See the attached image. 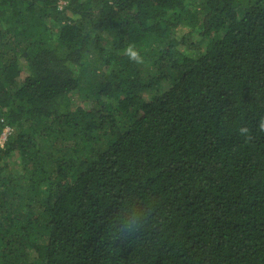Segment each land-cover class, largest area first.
I'll use <instances>...</instances> for the list:
<instances>
[{"label":"trees","instance_id":"obj_1","mask_svg":"<svg viewBox=\"0 0 264 264\" xmlns=\"http://www.w3.org/2000/svg\"><path fill=\"white\" fill-rule=\"evenodd\" d=\"M58 2L0 0V264H264V0Z\"/></svg>","mask_w":264,"mask_h":264},{"label":"clouds","instance_id":"obj_2","mask_svg":"<svg viewBox=\"0 0 264 264\" xmlns=\"http://www.w3.org/2000/svg\"><path fill=\"white\" fill-rule=\"evenodd\" d=\"M123 54L127 56L130 61L138 65L144 63V58L135 44L130 43L123 50ZM257 131L259 133H264V117H261L258 120ZM239 133L245 138H251L249 129L245 126H241L239 128ZM6 138L7 135L4 142L6 141ZM147 215V212L139 206H126L122 210H118L112 219V223L110 225H106L105 227L109 229L113 240L117 242H125L133 239L145 230L147 227Z\"/></svg>","mask_w":264,"mask_h":264},{"label":"built area","instance_id":"obj_3","mask_svg":"<svg viewBox=\"0 0 264 264\" xmlns=\"http://www.w3.org/2000/svg\"><path fill=\"white\" fill-rule=\"evenodd\" d=\"M64 5H65V4H64ZM64 5H63V0H59V2H58V7H59L60 10L62 9V6H64ZM8 131H9V129H7V130L3 133V135L0 137V144H1V146H2V144H3V142H4V140H5V137H6Z\"/></svg>","mask_w":264,"mask_h":264},{"label":"rangeland","instance_id":"obj_4","mask_svg":"<svg viewBox=\"0 0 264 264\" xmlns=\"http://www.w3.org/2000/svg\"><path fill=\"white\" fill-rule=\"evenodd\" d=\"M66 3V0H63V5Z\"/></svg>","mask_w":264,"mask_h":264}]
</instances>
